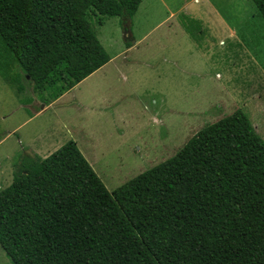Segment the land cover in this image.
<instances>
[{"label": "trees", "instance_id": "trees-1", "mask_svg": "<svg viewBox=\"0 0 264 264\" xmlns=\"http://www.w3.org/2000/svg\"><path fill=\"white\" fill-rule=\"evenodd\" d=\"M142 2L0 0V77L56 100L110 61L92 20ZM0 248L12 264H264V140L237 109L112 194L74 141L26 157L0 190Z\"/></svg>", "mask_w": 264, "mask_h": 264}, {"label": "rangeland", "instance_id": "rangeland-1", "mask_svg": "<svg viewBox=\"0 0 264 264\" xmlns=\"http://www.w3.org/2000/svg\"><path fill=\"white\" fill-rule=\"evenodd\" d=\"M92 27L110 61L56 100L0 77V190L24 158L68 141L112 194L237 109L264 140V20L251 0H143L133 18ZM0 264H12L1 248Z\"/></svg>", "mask_w": 264, "mask_h": 264}, {"label": "crops", "instance_id": "crops-1", "mask_svg": "<svg viewBox=\"0 0 264 264\" xmlns=\"http://www.w3.org/2000/svg\"><path fill=\"white\" fill-rule=\"evenodd\" d=\"M132 45H135V43H133ZM35 156V155H34Z\"/></svg>", "mask_w": 264, "mask_h": 264}]
</instances>
